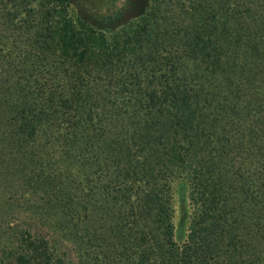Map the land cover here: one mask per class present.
Here are the masks:
<instances>
[{"label": "trees", "instance_id": "1", "mask_svg": "<svg viewBox=\"0 0 264 264\" xmlns=\"http://www.w3.org/2000/svg\"><path fill=\"white\" fill-rule=\"evenodd\" d=\"M130 8L0 0V264H264V0Z\"/></svg>", "mask_w": 264, "mask_h": 264}, {"label": "rangeland", "instance_id": "2", "mask_svg": "<svg viewBox=\"0 0 264 264\" xmlns=\"http://www.w3.org/2000/svg\"><path fill=\"white\" fill-rule=\"evenodd\" d=\"M70 1V15L74 18L77 16L85 17L91 14L104 15L110 11L121 8H129L130 10L124 15L127 17L133 14L139 6L144 4V0H69ZM129 2V5L127 4ZM172 224L174 227L175 240L180 242L179 235L184 236L187 232L188 216L190 207L188 205V189L185 181L179 180L173 186L172 193ZM67 246H62L67 249ZM71 254V260H74Z\"/></svg>", "mask_w": 264, "mask_h": 264}]
</instances>
